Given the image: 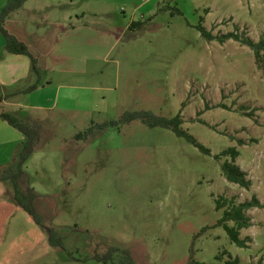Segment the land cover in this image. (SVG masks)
I'll list each match as a JSON object with an SVG mask.
<instances>
[{
    "label": "rangeland",
    "instance_id": "obj_1",
    "mask_svg": "<svg viewBox=\"0 0 264 264\" xmlns=\"http://www.w3.org/2000/svg\"><path fill=\"white\" fill-rule=\"evenodd\" d=\"M24 7L5 25L40 60V85L4 111L43 123L42 149L19 181L37 194L43 228L16 205L12 183L0 181V264H103L93 256L110 248L129 251L136 264H185L191 254L198 264H264V63L239 43L207 42L196 30L203 20L214 37L264 39V0H33ZM137 22L142 27L129 31ZM33 83L20 80L15 90ZM138 111L179 115L211 157L139 121L95 128ZM4 126L18 138L14 149H0V175L23 142ZM232 148L248 191L225 181L224 157L213 159ZM220 197L263 205L245 212L247 249L214 228ZM48 229L63 249L49 244Z\"/></svg>",
    "mask_w": 264,
    "mask_h": 264
},
{
    "label": "trees",
    "instance_id": "obj_2",
    "mask_svg": "<svg viewBox=\"0 0 264 264\" xmlns=\"http://www.w3.org/2000/svg\"><path fill=\"white\" fill-rule=\"evenodd\" d=\"M29 0H11L7 3L0 11V36L3 38L5 43L6 52L9 55H23L28 58L31 64V71L36 75L37 81L34 85L30 86L27 90L23 92L24 95L34 92L40 85V67L38 66L37 57L31 52L27 45L24 42L20 41L16 37L9 34L6 29L5 23L6 19L11 16L13 13L18 11L24 4ZM179 14V13H178ZM203 21V20H202ZM201 21V23H202ZM201 23L196 27V30L200 33L202 39L207 42H218L219 44H224L227 40L239 43L242 46L247 47L252 51L255 62L258 65L264 63V39H260L257 42H253L250 39L245 38L235 33H230L223 35L221 37H214L211 32L207 31ZM141 22L131 23L128 30L132 31L134 29L142 27ZM2 101V99H0ZM0 120L4 121L9 127L18 131L22 134L23 142L19 152L16 155L15 164L2 171L0 175V181H10L13 188V197L16 202V205L26 213L36 226L43 228L42 218L37 213L33 203L37 198V194L33 189L27 188L26 190L20 189L19 181L25 177L23 172V167L29 157L37 150L42 149L43 136H45L43 123H40L37 119H32L31 117L25 118L24 121L16 119L6 112H0ZM139 121L143 126L148 128H158L169 130L175 134L176 137L185 140L187 143L191 144L192 147L199 150L202 154L211 157V153L202 144L196 141L194 137L191 136L187 131L181 128L183 120L179 115L174 116L173 118H164L158 117L150 112H127L123 114L119 121L113 122H104L95 128L105 129L113 128L119 124L128 125L131 122ZM94 127L88 128L83 134H79L75 137L76 141L88 137L91 135ZM239 152L235 149H228L223 151L221 155L213 157L214 160L219 161L221 157H224L226 160L220 165L222 175L225 181L229 184L237 185L241 189L249 190L251 183L246 179V173L242 172L241 169L235 165V160L238 158ZM216 211H222L221 219L214 225V228H222L228 237L230 243L239 247V249H247V244L251 242L250 239H240V232L246 230L251 226L250 219L246 217L245 212L250 209L257 208L263 209V205L260 204L256 197H253L250 201L245 203L235 204L234 200H225L220 197L215 199ZM230 223L232 225L230 226ZM202 230L201 232H203ZM49 234V244L53 248L63 249L62 237L53 231V229H48ZM193 255L188 259L185 264H198L193 261ZM93 259L99 263L103 264H136L132 258V255L127 250H121L120 248H110L107 253L104 255L95 254ZM220 258L218 257L217 260ZM224 264H239L238 259H233L232 262H225Z\"/></svg>",
    "mask_w": 264,
    "mask_h": 264
},
{
    "label": "crops",
    "instance_id": "obj_3",
    "mask_svg": "<svg viewBox=\"0 0 264 264\" xmlns=\"http://www.w3.org/2000/svg\"><path fill=\"white\" fill-rule=\"evenodd\" d=\"M10 1L11 0H6L7 3H9ZM31 1L33 0H29L18 11H16L11 16H9L7 18L8 22H10L13 16H15L16 14H19V12L23 8H25L24 6L28 5V3H30ZM5 5H2V6L0 5L1 6L0 11ZM6 29H7V26H6ZM9 34L12 36L15 35L10 31H9ZM14 37H16V35ZM16 38L24 42V44L28 46L27 42L23 38H21L20 36H17ZM37 60L39 64L40 60L38 58ZM30 68H31V64L28 58L24 57L23 55H9L6 52L5 43H4L3 38L1 37L0 38V99H2V101H0V108H3V111L5 108H9L13 106L19 107L18 104L16 105L13 104V101H17V98H16L17 95L23 94L25 90H27L30 86H32L30 85L24 89L21 88L17 91L15 90L14 85L17 84L18 81L20 80L26 81V80H29L31 77H33L34 78L33 85L36 83L37 77L31 71ZM4 123L2 120H0V149L1 150L14 149L15 141L18 138V136L16 137V134L13 133V131H10L9 129H7L8 127H5Z\"/></svg>",
    "mask_w": 264,
    "mask_h": 264
}]
</instances>
